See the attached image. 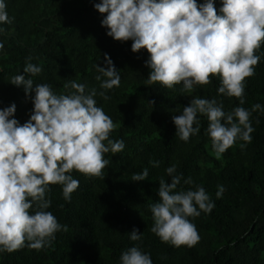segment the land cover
I'll return each instance as SVG.
<instances>
[{
  "label": "trees",
  "instance_id": "1",
  "mask_svg": "<svg viewBox=\"0 0 264 264\" xmlns=\"http://www.w3.org/2000/svg\"><path fill=\"white\" fill-rule=\"evenodd\" d=\"M11 25H0L4 47L0 50V100L6 107L15 102L16 118L23 123L32 108L23 88L9 83L23 74L26 58L42 67L31 77L34 85L47 83L57 94L69 81L84 83L98 92L100 81L96 65L105 67L104 54L118 69L119 88L106 91L107 101L99 95L97 105L119 125L111 134L123 139L125 149L113 155L104 169L105 178H86L74 173L80 187L65 201L62 188L52 186L48 198L51 211L67 231L56 234L55 240L41 251L25 247L13 253H0V264H120L122 252L136 245L150 253L153 264H264V112L252 114L253 140L243 150L237 141L221 159H216L206 133V117L199 116L200 133L188 143L176 135L173 115H179L191 97L182 94L180 85L169 90L159 84L148 85L149 69L144 66L148 53L131 52V41L121 44L106 35L102 17L88 0H5ZM219 7V4H217ZM256 73L247 79L246 102L264 105V47ZM102 79H106L103 78ZM219 80L205 88L197 87L192 95L222 102L224 111L238 106L235 98L218 95ZM154 101V103H152ZM258 121V122H257ZM150 161H159L153 167ZM176 165L177 174L191 177L210 194L215 207L210 214L201 212L190 218L196 225L200 242L192 247L175 248L151 232L150 205L158 197L159 180L170 183L165 169ZM144 168L149 177L132 181L134 173ZM217 185L225 192L217 199ZM194 187L183 179L178 190ZM141 240L131 241L133 229Z\"/></svg>",
  "mask_w": 264,
  "mask_h": 264
},
{
  "label": "clouds",
  "instance_id": "2",
  "mask_svg": "<svg viewBox=\"0 0 264 264\" xmlns=\"http://www.w3.org/2000/svg\"><path fill=\"white\" fill-rule=\"evenodd\" d=\"M100 14L106 35L121 44L131 41V52L148 53L144 66L149 69L148 85L159 84L169 90L180 85L182 94L191 97L179 115L172 116L175 135L188 143L199 135V116L207 119L206 133L216 159H221L237 141L243 150L253 140L252 114L264 112V105L246 102L247 79L256 73L264 47V0H88ZM219 4V7H217ZM5 0H0V25H11ZM5 29L0 27V34ZM4 47L0 42V50ZM26 58L23 74L9 83L23 88L32 108L23 123L16 118L15 102L0 106V253H13L25 247L41 251L56 234L67 231L48 209L52 186L59 185L65 201L80 187L74 173L86 178H105L110 161L105 154L116 155L125 149L123 139L111 134L119 127L97 105L99 95L110 99L106 91L119 88L121 77L107 53L105 67L96 65L100 88L88 89L84 83L69 81L68 93L57 94L50 84H35L31 77L43 69ZM106 78V79H102ZM219 80L218 95L235 98L238 106L225 112L223 103L192 95L197 87L205 88ZM154 103V101L152 102ZM3 101L0 100V105ZM258 122V121H257ZM159 167V161H150ZM170 183L159 180V199L151 204V232L162 243L192 248L200 235L192 219L201 212L210 214L215 207L210 194L191 177L177 174L176 165L165 169ZM144 168L132 175V181H144ZM189 187L178 190L181 180ZM225 188L217 185L216 197ZM192 218V219H190ZM131 241L142 234L133 229ZM120 264H153L150 253L132 246L122 252Z\"/></svg>",
  "mask_w": 264,
  "mask_h": 264
}]
</instances>
